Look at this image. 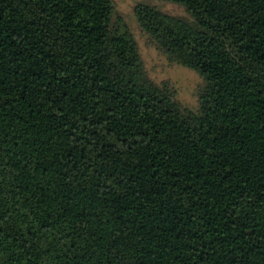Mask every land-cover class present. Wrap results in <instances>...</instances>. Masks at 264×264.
Returning <instances> with one entry per match:
<instances>
[{"label":"trees","instance_id":"1","mask_svg":"<svg viewBox=\"0 0 264 264\" xmlns=\"http://www.w3.org/2000/svg\"><path fill=\"white\" fill-rule=\"evenodd\" d=\"M164 1L195 110L111 0H0V264H264V0Z\"/></svg>","mask_w":264,"mask_h":264},{"label":"rangeland","instance_id":"2","mask_svg":"<svg viewBox=\"0 0 264 264\" xmlns=\"http://www.w3.org/2000/svg\"><path fill=\"white\" fill-rule=\"evenodd\" d=\"M114 13L127 24L149 77L157 83L168 82L175 99L185 108H197V89L202 84L201 77L186 67L170 62L142 32L135 17V9L147 4L167 14L187 17L185 9L176 3L164 0H111Z\"/></svg>","mask_w":264,"mask_h":264}]
</instances>
